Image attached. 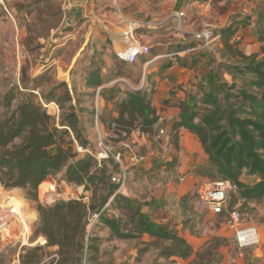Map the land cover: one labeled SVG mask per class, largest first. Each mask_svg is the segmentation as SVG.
<instances>
[{
    "label": "rangeland",
    "instance_id": "obj_1",
    "mask_svg": "<svg viewBox=\"0 0 264 264\" xmlns=\"http://www.w3.org/2000/svg\"><path fill=\"white\" fill-rule=\"evenodd\" d=\"M90 1L0 0V92L13 87L32 91L56 121L62 112H75L78 130L87 142L85 149L95 154L100 135L114 154L119 153V160L112 156L104 159L109 181L117 185L115 192L132 199L150 222L174 227L192 247L186 259L162 257L164 244L147 234L130 240L114 237L98 222L99 209L87 226V232L98 243V262L264 264V232L260 230L264 204L242 206L241 200L236 201L234 207L243 223L255 227L259 235L255 245L239 248L227 226V213L213 214L200 198L201 188L219 178L198 137L187 134L180 144V137L186 133L180 135L182 128L172 126L181 113L206 111L202 99L210 90L224 106L218 91L221 81L237 86L242 83L218 65V38L202 48L193 33L210 28L215 36L235 22L239 26L235 39L241 51L260 57L264 55V44L256 42L253 21L264 0H93L91 11L78 5H90ZM79 8L83 13L74 15ZM178 10L184 12L181 24L172 18ZM134 23L136 27L131 25ZM130 26L133 38L128 35L125 41L122 33L131 30ZM135 42L150 48L153 61L147 67L144 58L134 65H120L116 59V51ZM193 60L197 63L191 66ZM98 66L103 84L97 89L86 87L85 80ZM137 88L147 90L158 116L144 132L142 120L129 112L123 114L120 127L112 121L119 116L125 92ZM49 91L59 98L63 108L42 99L41 95ZM78 147L74 141L76 151L88 154ZM122 176V186L112 180ZM6 194L14 196L12 209ZM80 197L85 202L94 198L83 186L62 180L61 173L48 177L38 188L42 205ZM110 201L111 197L105 206ZM0 207L7 217L0 226V264H20L23 249L45 243L35 235L36 202L22 189L0 184ZM17 211L19 217L15 216ZM122 213L120 207H114L105 214L121 217ZM44 251V264H51L54 248Z\"/></svg>",
    "mask_w": 264,
    "mask_h": 264
},
{
    "label": "trees",
    "instance_id": "obj_2",
    "mask_svg": "<svg viewBox=\"0 0 264 264\" xmlns=\"http://www.w3.org/2000/svg\"><path fill=\"white\" fill-rule=\"evenodd\" d=\"M253 24L256 42L264 44V1L256 10ZM238 29L234 22L215 36L221 45L218 65L242 83L237 86L221 81L218 91L222 93L224 106L214 90H210L202 99L208 107L206 111L181 113L172 124L175 129L182 128L198 137L215 175L235 184L226 211H238L234 207L237 200L242 201V206L264 204V55L257 57L241 51L235 39ZM196 63L193 60L191 66ZM100 71L98 66L89 74L86 87L97 89L103 84ZM103 91L101 88L100 93ZM125 95L113 124L120 127L123 114L129 112L142 120L143 132L150 129L158 116L147 90L126 91ZM41 97L63 108L52 91ZM74 141L85 149L87 142L82 139L77 114L72 110L62 112L56 121L32 91L13 87L0 92V184L20 188L36 202L35 235L45 240L41 246L23 249L20 264H44V250L48 248H54L50 253L54 255L49 260L51 264H100L97 240L87 232L90 217L99 209L102 211L98 222L116 238L130 240L147 234L164 244L160 250L162 257L186 259L192 254V247L174 227L150 222L132 199L115 192L117 185L109 181L105 160L99 163L88 154L81 155L75 150ZM59 173L65 182L91 191L92 201L85 202L80 197L42 205L38 201V188L48 177ZM114 207L123 210L121 217L105 214ZM186 227L184 222L183 228Z\"/></svg>",
    "mask_w": 264,
    "mask_h": 264
},
{
    "label": "built area",
    "instance_id": "obj_3",
    "mask_svg": "<svg viewBox=\"0 0 264 264\" xmlns=\"http://www.w3.org/2000/svg\"><path fill=\"white\" fill-rule=\"evenodd\" d=\"M184 16L183 10H178L172 13V18L181 24V20ZM136 27V23L131 24ZM133 28L124 33V36L128 35L133 38ZM194 38H196L200 42V46L202 48L206 47L207 44L214 39L212 30L210 28H203L193 33ZM138 52V53H137ZM150 48L145 44L133 43L127 47H124L115 52V56L118 62L124 61L128 64L135 63L140 56L144 57V67L150 65L153 61V58H150ZM145 74L143 73V76ZM140 88H137L139 90ZM97 110L95 114V118L97 119ZM79 151H83L88 153V155L92 156L97 162H101L102 160L108 158L109 156L114 157L119 160V153L114 154L111 150L109 144L99 135L97 138V151L95 154L90 152L88 149H81L78 147ZM185 178L182 177L181 180ZM113 181L123 185L125 177H119V179ZM235 189V184L229 180H215L209 182L205 186H203L200 190V198L209 208V210L213 214H221L226 212L228 215L227 226L232 230L236 245L239 248H246L249 246H253L258 243L259 238L257 237V230L253 226H248L243 223L242 215L239 211H226V205L228 202L229 194L231 191Z\"/></svg>",
    "mask_w": 264,
    "mask_h": 264
},
{
    "label": "crops",
    "instance_id": "obj_4",
    "mask_svg": "<svg viewBox=\"0 0 264 264\" xmlns=\"http://www.w3.org/2000/svg\"><path fill=\"white\" fill-rule=\"evenodd\" d=\"M89 3H90V5H87V3H86L85 5H83V4H78V5L81 6V7H85V8L88 7V9L91 11V10L93 9V8H92V7H93V4H92V3H93V0H91ZM84 11H85V10H84ZM81 13H83V9H82V8H79V10H77V11L75 12L74 15H76V16L78 15V16H79V15H81ZM126 32H127V31H126ZM124 33H125V32H124ZM124 33H122L123 36H124ZM122 35H121V36H122ZM123 36H122V39H124V40L127 39V37H125V36L123 37ZM132 36H133V34H132ZM125 41H126V40H125ZM111 42H112V48L115 49V42H113V41H111ZM131 44H133V43H131ZM131 44H130V45H131ZM139 58H142V59H143L144 57L140 56ZM139 58H138V59H139ZM137 61H138V60H137ZM137 61H136V62H137ZM136 62H135V63H136ZM135 63H132L131 65H134ZM119 64H120V65H125V64H128V63H126V62H125V63H124V62H123V63L119 62ZM182 133H183V134L186 133V134H184V136L180 137V139H181L180 144H183V138H184L187 134H189V135L192 136V137L195 136L194 134H191V133H189L188 131H186V130H184V129L181 130L180 135H181ZM260 230H261L262 232H264V222H263L262 225L260 226Z\"/></svg>",
    "mask_w": 264,
    "mask_h": 264
},
{
    "label": "bare ground",
    "instance_id": "obj_5",
    "mask_svg": "<svg viewBox=\"0 0 264 264\" xmlns=\"http://www.w3.org/2000/svg\"><path fill=\"white\" fill-rule=\"evenodd\" d=\"M130 28H132V26H130ZM126 32V31H125ZM138 53V52H137ZM5 200H9V204H11V209H12V204H14V196H12L11 194H6L5 195ZM20 207V206H19ZM2 208L0 207V226H3L4 225V218L6 217L4 214H3V212H2V210H1ZM19 214H18V211H17V213H15V216L17 217ZM19 217V216H18ZM7 218V217H6ZM257 237L259 238V235H258V233H257ZM42 238V237H41ZM43 239V238H42ZM43 241L45 242V240L43 239Z\"/></svg>",
    "mask_w": 264,
    "mask_h": 264
}]
</instances>
